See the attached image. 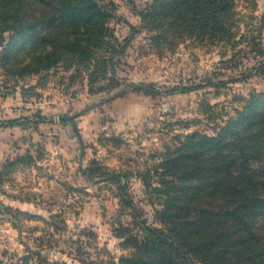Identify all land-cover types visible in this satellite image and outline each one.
I'll return each instance as SVG.
<instances>
[{"label": "rangeland", "instance_id": "rangeland-1", "mask_svg": "<svg viewBox=\"0 0 264 264\" xmlns=\"http://www.w3.org/2000/svg\"><path fill=\"white\" fill-rule=\"evenodd\" d=\"M95 1L107 13L111 36L106 39L116 47L111 58L99 44L77 64L35 68L40 63L35 58L47 43L46 25L53 24L55 37L62 39L72 24L85 22L68 14L72 0H0V169L7 160L11 162L0 181V203L8 207L0 206V264H19L26 251L36 249L40 229L45 227L42 219L58 212L69 231H93L92 256L100 250L103 257L129 256L132 250L122 246L123 239L114 230L120 208L116 184L104 173L124 172L121 179L142 211L138 219L163 229L156 212L162 210V202L152 189L166 187L162 181L171 179L172 169L161 165L166 149L194 131L215 135L250 94L264 93V54L258 57L262 64L251 54H242L237 58L239 66L220 68V60L232 55L229 45L221 48L215 40L192 34L174 38L161 31L155 20L142 22L140 12L153 0ZM254 2L252 13L262 23L264 49V0ZM244 6L238 0L236 9ZM51 15L58 17L52 23ZM130 26L136 30L132 32ZM12 37L23 39L13 47ZM136 83L152 86L137 89L132 87ZM8 119L22 121L15 126L1 123ZM219 146L217 151H229L227 145ZM184 161L197 164L200 153ZM201 179L208 181V174L176 181L185 194L176 198L175 212L181 210L178 205L220 203L216 192L201 194ZM237 212L246 216L243 207ZM213 214L195 225H180L179 238L190 245L209 223L215 224L214 234L245 233L247 228L257 236L253 247L264 243L263 211L249 214L240 227L233 215ZM174 218L184 219L181 214ZM61 247L60 243L42 253L69 264L70 257L59 252ZM218 248V243L211 245L210 251ZM250 248L229 246L224 257L246 258L239 253L245 249L250 251L249 260L257 259L259 255Z\"/></svg>", "mask_w": 264, "mask_h": 264}, {"label": "trees", "instance_id": "trees-1", "mask_svg": "<svg viewBox=\"0 0 264 264\" xmlns=\"http://www.w3.org/2000/svg\"><path fill=\"white\" fill-rule=\"evenodd\" d=\"M243 1L245 6L237 10L238 0H153L146 10L140 12V16L144 24L155 20L161 31L173 35L174 38L192 34V37L198 39L215 40L221 48L229 45L232 55L229 59L220 60V68L239 66L237 58L242 54H251L258 64H262L258 59L264 54L261 45L262 23H257L258 20L252 13L254 0ZM69 6L68 14H73V20H81L85 24H72L69 35L62 39L55 37L53 24L46 25L47 43L41 47L43 53L35 58L36 62H40L35 68H46L59 62L77 64L89 56L99 44L110 55L108 59L115 52L116 47L112 41L106 39L111 35L104 7L95 0H72ZM66 14V11H63L61 16L65 17ZM56 18L58 17L49 16V22L52 23ZM62 26L67 27L66 24ZM130 30L134 32L136 28L130 26ZM12 38L14 41L10 39L9 44L13 47L23 39ZM127 41L128 39H125V42ZM93 74L92 70V76ZM151 86V83L132 85L137 89ZM261 103L264 104V93H252L247 103L241 109H236L234 115L227 118L215 135L194 131L175 142L172 148L166 149L161 165L172 169L171 179L162 181L166 187L152 189L157 192L162 202V210L156 212L160 217L158 220L164 225L163 229L146 225V220L138 219V214H142V211L130 197L125 179H121L125 176L124 172L104 173L116 184L115 194L118 196L120 208L114 221V230L118 237L123 239L122 246L132 250L129 256H120L118 259L103 257L101 250L92 256L90 249L96 247L93 231H69L65 218L58 212L51 214L47 220L42 219L45 227L40 229L42 232L35 245L36 249L26 251L19 264H28L30 259L34 260V264H68L65 260L47 259L42 253L43 250L57 247L60 243L63 247L59 252L70 257L69 264H263L264 243L253 247L252 242L257 236L247 228L245 233H226L222 230L214 234L215 224L206 223V228L199 231L201 235H197L190 245L178 236L180 225H195L202 217L211 216V212L221 218L233 215L239 227L246 222L249 214L253 216L258 211L264 212V108L259 107ZM254 108L256 118L254 113H251ZM43 118L39 117L37 120ZM21 121L8 119L1 123L15 126ZM225 135L229 138L223 141ZM220 143L227 145L229 151H217ZM212 148H215L214 151H210ZM197 153H200L201 161L197 164H186L184 158H192ZM9 164L11 162L7 160L2 165L0 181L2 175L8 173ZM203 174H208L209 179L200 180L198 187L202 189L201 194L216 192L220 203H207L208 207L188 208L178 205L181 210L175 212L173 206H177L176 198L185 194L184 188L176 181H183L195 175L203 177ZM211 186H214V189L209 191ZM0 204L3 209L8 210L3 203ZM211 204L215 209L210 212ZM239 207H243L246 216L238 214ZM175 214L183 215L184 219H175ZM185 215H188L190 220L186 219ZM193 230L190 229L191 232ZM208 232L210 235L206 234ZM64 235L67 236L63 237ZM226 235L229 236L225 237ZM56 236L60 239L59 242L56 241ZM217 243L219 248L211 252V245ZM236 245L251 246L250 250L259 257L249 260L250 251L243 249L239 253L246 258L226 260L224 256L227 248ZM195 251L199 253H193Z\"/></svg>", "mask_w": 264, "mask_h": 264}]
</instances>
